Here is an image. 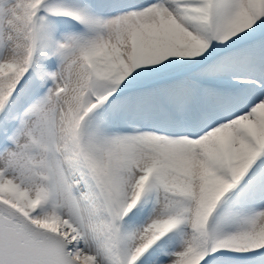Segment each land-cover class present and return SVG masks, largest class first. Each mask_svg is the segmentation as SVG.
<instances>
[{
  "label": "snow or ice",
  "instance_id": "snow-or-ice-1",
  "mask_svg": "<svg viewBox=\"0 0 264 264\" xmlns=\"http://www.w3.org/2000/svg\"><path fill=\"white\" fill-rule=\"evenodd\" d=\"M0 264H264V0H0Z\"/></svg>",
  "mask_w": 264,
  "mask_h": 264
}]
</instances>
